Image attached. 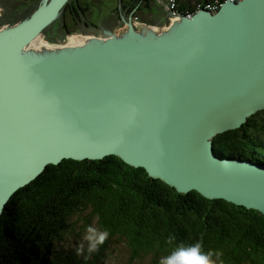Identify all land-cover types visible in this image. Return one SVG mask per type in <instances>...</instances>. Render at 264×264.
I'll use <instances>...</instances> for the list:
<instances>
[{
  "label": "water",
  "instance_id": "water-1",
  "mask_svg": "<svg viewBox=\"0 0 264 264\" xmlns=\"http://www.w3.org/2000/svg\"><path fill=\"white\" fill-rule=\"evenodd\" d=\"M69 1L0 24V217L48 165L109 156L178 194L264 215V165L218 158L212 141L264 111V0L174 15L164 29L123 19L118 33L80 29L96 37L81 46L28 49Z\"/></svg>",
  "mask_w": 264,
  "mask_h": 264
},
{
  "label": "trees",
  "instance_id": "trees-1",
  "mask_svg": "<svg viewBox=\"0 0 264 264\" xmlns=\"http://www.w3.org/2000/svg\"><path fill=\"white\" fill-rule=\"evenodd\" d=\"M225 1L191 4L192 0H175V9L189 15L197 11L196 5L218 8ZM77 5V0H70L60 21ZM35 7L23 17L18 16L26 7L9 10L0 17V24L13 25ZM213 150L221 159L249 158L263 163L264 111L248 118L240 129L216 135ZM84 212H89L90 218L76 230L72 218ZM90 219L99 232L109 233L93 253L86 251L82 239ZM59 233L79 246L86 264H104L106 244L114 237L126 243L131 259L140 264H160L181 243H199L203 251L211 253L212 264H264L261 213L223 200H207L195 191L178 194L151 179L145 170L132 168L114 156L48 165L34 182L18 190L0 217V264H78L71 251L59 247ZM142 257L148 260L143 262Z\"/></svg>",
  "mask_w": 264,
  "mask_h": 264
},
{
  "label": "rangeland",
  "instance_id": "rangeland-1",
  "mask_svg": "<svg viewBox=\"0 0 264 264\" xmlns=\"http://www.w3.org/2000/svg\"><path fill=\"white\" fill-rule=\"evenodd\" d=\"M80 1L81 0H77V2H80ZM82 1H87V0H82ZM89 1L90 2H86L87 6L86 7L84 6V7H85L86 10H87V8L90 9L95 14L96 11L94 9L97 8V6H98L95 3L97 0H89ZM40 2H38L37 0H0V15L3 16L4 13L9 12V10H11V11L13 10L14 12H17L18 9L26 7V10H24V11L20 10L21 14L18 16V17H23L24 14L29 10V8L32 9L33 7H35V5L37 7ZM92 2L94 3V5L92 4ZM167 2H175V0H167ZM194 2H196L197 4H200L199 0H192L191 4L194 3ZM200 2H202V1H200ZM97 3L99 4L100 1L97 2ZM80 6L82 7L83 5H80ZM89 6H91V7L89 8ZM197 6L198 5H196V9H197ZM35 8H34V10H35ZM163 10H165V9H163ZM199 10H201V9H199ZM205 10L209 11V10L206 9V7H205ZM209 12H211V11H209ZM101 13L107 14V16L105 15L106 17L114 18L113 12H111V10H110V6H107L105 11H98V14H101ZM65 14H66V17L68 19L70 17V15H68V12H66ZM167 14H168V11L166 12L167 24L162 26L161 27L162 29L166 28L170 24V21H168V18H167ZM190 15H192V14H190ZM13 16H14V14H13ZM168 17L170 18V15ZM113 21H117V19H115ZM111 22L112 21L107 22L104 26H102L100 24H97L96 22H92V23L93 24H97L99 27H101L102 30L105 29V27H112L113 30L111 29V31H117V32L122 29L121 27H119L120 26L119 25V21H117L118 22L117 24H112ZM67 24L71 26V24H73V23L72 22H67ZM62 25H64L63 21L62 20L60 21L58 19L57 21H55L53 23V25L50 28H52V27L55 28L56 26L61 28ZM159 29H160V27H159ZM84 30L89 31L85 27H84ZM48 31L46 32V34L48 33ZM46 34L41 36L40 39L43 40L48 45V47L66 46L67 44L70 45V43L72 42V40L74 38H87V39L88 38H92V36H86L83 33H81L78 30V27H76V25L72 28V30L65 29V32L63 33V36H64L63 38L64 39L62 38V40H60V42H55L51 38H49V36L53 37V38H59V37L55 36L54 34H49V35H46ZM48 38L50 40H48ZM52 42L56 43V45L51 44ZM70 46H76V44H71ZM258 164H264V162L263 163H258ZM87 218H90L89 217V212H84L83 214L80 213L79 215H76L74 218H72V221H76V223H77V225L75 227L76 230H77V228L79 229L80 227L83 226V223H84L83 221L86 220ZM84 227H85V230L82 232V239L87 243V241L84 239V236L87 235L86 229L88 227H92V228L96 229L97 232H99V230L97 229L94 221L91 220V219L89 221V224L85 225ZM23 232L27 233V230H24ZM58 237H59V241H60L58 243V245H59V247H61V249H63L64 251H66V250L67 251H71L75 261H77L78 264H86L85 260L82 259V256H81V253H80V248H79V246L77 244L69 242V240H67L65 238V235L62 234V233H59ZM106 245H107V253H106V256H105V259H104V264H140L138 262V259L137 260L136 259H133V260L131 259L132 257H131L130 250L128 249L126 243H124V241L120 240V238H118V237L111 238ZM145 259L148 260V258L142 257V261L143 262H145Z\"/></svg>",
  "mask_w": 264,
  "mask_h": 264
},
{
  "label": "flooded vegetation",
  "instance_id": "flooded-vegetation-1",
  "mask_svg": "<svg viewBox=\"0 0 264 264\" xmlns=\"http://www.w3.org/2000/svg\"><path fill=\"white\" fill-rule=\"evenodd\" d=\"M100 3L98 4L97 2ZM119 2V3H118ZM79 5L73 6L72 10H70V17L68 19L64 18V22L61 28L55 27L50 28L48 31V34H54L55 36L59 38H63V33L65 32V29L72 30V28L76 25L78 27V30L84 29V27L88 30H90V23H88L89 19H92L93 17L98 15V11H103L107 8V3H105L103 0H97L95 3L98 5V8H95L96 11L95 14L87 8V11H84L82 13L80 9V5H83L81 8L84 9V6L86 7V3L84 1L77 2ZM94 5V3L92 2ZM106 5V6H105ZM155 10L157 8H160L164 14L166 15V11L163 10L164 7L156 0H114L113 5H110V10L113 12L114 18H112V24H117L119 21L120 26L123 27V19H131L132 22L135 24L144 23V20H147V17L145 16L144 11L146 9ZM163 8V9H162ZM91 11V12H90ZM104 16V15H103ZM105 18H108L105 16ZM117 19V21H113ZM67 22H72L73 24L68 25ZM88 23V25H87ZM60 29V30H59ZM105 29L113 30L112 27H105ZM50 37V36H49ZM51 39H57L50 37ZM64 39V38H63Z\"/></svg>",
  "mask_w": 264,
  "mask_h": 264
},
{
  "label": "clouds",
  "instance_id": "clouds-1",
  "mask_svg": "<svg viewBox=\"0 0 264 264\" xmlns=\"http://www.w3.org/2000/svg\"><path fill=\"white\" fill-rule=\"evenodd\" d=\"M162 6L164 7V5ZM168 14H167V18L168 21H170ZM86 233L87 235L84 236V239L87 241L86 251L88 253H93L97 251L98 246L103 245V243L105 242V240L108 238L109 235V233L106 230L97 232L96 229L92 227H88L86 229ZM169 239H172V237H169ZM160 264H212L211 253L203 251L199 243H192V244L181 243L168 256L164 257L160 261Z\"/></svg>",
  "mask_w": 264,
  "mask_h": 264
},
{
  "label": "crops",
  "instance_id": "crops-1",
  "mask_svg": "<svg viewBox=\"0 0 264 264\" xmlns=\"http://www.w3.org/2000/svg\"><path fill=\"white\" fill-rule=\"evenodd\" d=\"M103 1L105 3H107V6H110V5L112 6L114 3V0H103ZM84 2L86 3V2H90V1L87 0ZM90 7L91 6H89V8ZM103 11H105V10H103ZM144 13H145V16L147 17V20H144V23L148 26L155 27V28H157V27L161 28L162 26L167 24L166 15L164 14V12L160 8H157L155 10L154 9L151 10L148 8V9H146V11H144ZM105 15L107 16V14L101 13V14H98L97 16L93 17L92 19H89L88 23H90V25H92L89 27L90 28L89 31H94L97 34H101V31H103V30L97 24L104 26L107 22H110L112 20V17L111 18L110 17L105 18ZM92 22H96L97 24H93ZM88 23H87V25H88ZM104 30H106V29H104Z\"/></svg>",
  "mask_w": 264,
  "mask_h": 264
},
{
  "label": "bare ground",
  "instance_id": "bare-ground-1",
  "mask_svg": "<svg viewBox=\"0 0 264 264\" xmlns=\"http://www.w3.org/2000/svg\"><path fill=\"white\" fill-rule=\"evenodd\" d=\"M231 1H233V2H235L236 0H231ZM221 5V4H220ZM220 5H218L217 7L218 8H216V6H209L208 5V7H206V9L207 10H209V11H211L212 13H215L218 9H219V7H220ZM199 9H201V11L202 10H205V7H200L199 5L197 6V11L196 12H198V10ZM215 11V12H214ZM195 12V13H196ZM179 16V15H178ZM185 16H190L191 17V15L189 14V15H185ZM193 16V15H192ZM171 21V20H170ZM123 23V22H122ZM120 25V24H119ZM122 29H124V28H126V26L123 24V27H121ZM121 29V30H122ZM104 30V29H103ZM106 30H109V29H106ZM111 31V30H110ZM116 33H118L117 31H115ZM87 36V35H86ZM98 36V35H97ZM92 38H96L95 36L94 37H92ZM79 39H81V42H83L82 44H80V42H78L79 41ZM89 39H91V38H74L73 40H72V42L70 43V45L71 44H76V46H81V45H83L86 41H88ZM76 42V43H75ZM51 44H54V45H56V43H51ZM69 44H67L66 46H57V47H48V45L43 41V40H41L40 39V37L39 38H37V39H35L31 44H30V46L28 47V49H34V50H45V49H49V50H51V49H58V48H65V47H76V46H70ZM246 121H247V118H246ZM224 134V133H223ZM219 135V134H218ZM215 138V137H214ZM212 141H213V139H212ZM225 159H230V158H225ZM247 159V158H246ZM249 159V158H248ZM231 160H235V159H231ZM250 160V159H249ZM250 161H252V160H250ZM253 162V161H252ZM254 163V162H253ZM258 164V163H257ZM262 165H264V164H262ZM259 213H261V212H259ZM262 214V213H261ZM263 215V214H262ZM264 216V215H263Z\"/></svg>",
  "mask_w": 264,
  "mask_h": 264
},
{
  "label": "built area",
  "instance_id": "built-area-1",
  "mask_svg": "<svg viewBox=\"0 0 264 264\" xmlns=\"http://www.w3.org/2000/svg\"><path fill=\"white\" fill-rule=\"evenodd\" d=\"M157 1L159 3H161L162 5H164L165 9L168 11V13L170 15V20H173L175 18L174 15H177V16L181 15V14L176 12L175 2H167V0H157ZM236 1H238V0H236Z\"/></svg>",
  "mask_w": 264,
  "mask_h": 264
}]
</instances>
